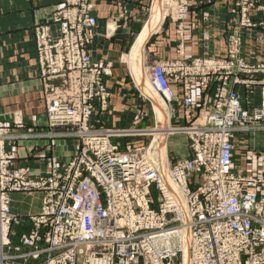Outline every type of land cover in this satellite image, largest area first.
Instances as JSON below:
<instances>
[{
    "label": "built area",
    "instance_id": "built-area-1",
    "mask_svg": "<svg viewBox=\"0 0 264 264\" xmlns=\"http://www.w3.org/2000/svg\"><path fill=\"white\" fill-rule=\"evenodd\" d=\"M91 11L65 0L33 27L49 136L77 138L81 147L61 165L50 160L33 174L10 166L1 140L10 137V127L0 123V264H175L178 255L179 264H264V167L252 174L233 168L236 145L247 143L245 137L260 135L264 145V64L251 66L229 51L223 60L152 68V87L166 105L178 102L170 79L214 86L201 121L183 130L188 157L165 175L151 144L111 142L134 133L153 137L151 129L136 130L144 114L126 131L92 122L96 109L107 110L111 65L94 61L87 49L97 24ZM254 83L261 86L260 106L249 113L232 86ZM180 102L189 115L188 89ZM256 153L252 147L245 156ZM16 190L39 196L37 214L12 212Z\"/></svg>",
    "mask_w": 264,
    "mask_h": 264
},
{
    "label": "crops",
    "instance_id": "crops-1",
    "mask_svg": "<svg viewBox=\"0 0 264 264\" xmlns=\"http://www.w3.org/2000/svg\"><path fill=\"white\" fill-rule=\"evenodd\" d=\"M61 2L62 0H0V122L9 124L18 134L29 133L40 137L31 142H21L20 146L12 148L14 153L21 156L19 166L29 165L36 171H43L39 160L22 159V155H26L22 152V146L33 144L38 146L36 151H41L46 143L43 138L48 133L45 126V95L39 78L33 27L43 14H48ZM233 2L234 0H188L189 15L183 23V29L178 30L174 23L165 20L145 43L148 60L146 67L166 61L190 65L194 59L225 58V42L232 24L230 9ZM259 2L263 4L264 0ZM140 8V3L136 0H100L96 4L94 14L97 24L89 44V52L94 61L103 60L111 65V76L106 79V88L111 97L107 111L102 116H94L92 122L96 127H101L103 121L107 130L132 128V112L139 105L140 96L133 93L136 90L127 79L122 63L130 37L132 34L137 35L145 26L138 20ZM242 57L248 64L264 61V33L259 29L246 30ZM169 85L178 96V102L169 105L176 119L175 124L185 127L196 119L200 122L209 107L206 100L214 92L213 84L203 85L185 78L178 81L170 79ZM185 89L189 90L192 98L189 115H185L180 102ZM232 89L240 94L242 107L249 113L260 106L258 86H232ZM95 118H100L101 123L97 124ZM14 122H22L23 128H15ZM142 125L143 122L140 126ZM130 138L132 137L124 140V143H118L115 140L119 138H113L112 142L120 147L128 144L136 146L138 139ZM244 139L247 143L236 145L233 168L248 174L262 172L264 153L258 154L264 151L261 136ZM252 147L257 153L248 158L245 154ZM74 149L76 145L71 140L56 139L53 142V152L58 158L65 157ZM169 150L172 151L174 160L187 158L188 138L185 145L177 141L170 143ZM20 195L18 192L11 194L13 211L19 216L37 214L40 201L36 198L38 205L30 211H21L15 206L16 201L21 203ZM19 229L25 231L22 227L17 228Z\"/></svg>",
    "mask_w": 264,
    "mask_h": 264
},
{
    "label": "rangeland",
    "instance_id": "rangeland-1",
    "mask_svg": "<svg viewBox=\"0 0 264 264\" xmlns=\"http://www.w3.org/2000/svg\"><path fill=\"white\" fill-rule=\"evenodd\" d=\"M98 1H100V0H84V1L78 0V3L91 6L92 15L95 17L94 12H95L96 4ZM136 1H137V3H140V7H141L140 13L138 16V20H139V22H142V24L144 23L143 25H145V23L149 17V13H150L149 10L152 8L153 0H136ZM61 3H65V0H62ZM61 3H59V4H61ZM134 3H135V1H134ZM59 4H57V5H59ZM184 8L187 10L186 16H184ZM162 9H163L162 13H164L162 23L165 20H170L172 23H174L176 25L178 30H182L183 29V23L189 15L188 0H162ZM252 12H255V13L252 14ZM257 15H259V16L257 17ZM230 16H231V23L232 24H231V28H230L229 32L227 33V36H226V42H225V55L226 56H225V58L227 57V54H229V51H237V52H239V56L243 59L242 52H243V48H244V35H245L246 30H248V29H250V30L259 29L261 32L264 33V3L262 4L261 2H259V0H246V2H245V0H234L233 6L230 9ZM96 22H97V20H96ZM49 24L51 25V30L53 31V34H56L55 27L52 25L53 23L50 22ZM93 35H94V31H93ZM137 35L132 34V36L130 37L129 44L127 46V51H126V53H124L122 67L126 71L127 79H129L131 81L132 85L135 88L134 90H136V91H133V93L140 96L138 99L140 101V103L138 102L139 105L134 109V112H132L133 116L135 117L138 113H142L145 115L144 119L141 121V123L143 122L142 127L139 125V127H137L136 130L137 129L138 130H144V129L150 130L151 129L154 131V136L149 137V138H147V137L146 138L145 137H135V135H137V134L134 133V134H132L134 137H132L130 139H132V140L138 139L139 142H137V145L135 147H139V146L148 147L151 144L152 149L150 150V152L154 149L152 151V154L156 158V161H157L158 165L160 166L159 168L161 169L162 172L166 171L165 173H167L168 168L173 163H175L176 161L179 160V159L174 160V156L172 154V151L169 150V145H170V143H172L174 141L175 142L177 141V142L185 145V143L187 141V137L185 134H183L184 133L183 130H184V128H188L189 125L182 127V126H177L175 124L176 119H174L173 112L170 109L169 105H165L162 102V99L159 97V95L156 93V91L152 87L151 70H152V68L157 66L159 63L156 65L153 63L149 68L146 67L147 66L146 61H148V60H147V53H146L144 46H145V43L147 42V40L149 39V37L152 35L151 34L143 46V61H142V65H143L142 68L143 69L142 70L144 73L142 72V74H143L142 78L144 79V81H142V82L146 84V87H147L146 89H148V92L150 91V94H149L150 97H152V98L155 97L156 99L158 98L159 99L158 102L160 101L159 104L162 106V108L169 112V121H168L169 125L166 128L167 134H166L165 139L163 141H161V143H164V146H165V151H164L165 155L164 156L167 159V160L165 159V161H166L165 163H167L166 166L168 165L166 167V170L165 169L163 170V167H161V166H162V163L164 161L163 162L160 161V159H159L160 157H159L158 152H157L159 142H160V141L159 142H157V141L159 139H161V137H159L157 135V132H156V131H158V129H160V131H158V133L159 132L164 133V131L161 130V129H163V127H161V126L158 127L159 125L157 124V121L155 118L156 114H155V111L153 109V105L151 104V101L149 100V96H147V94H146L147 91L146 92L143 91L141 88L142 85L140 84V86H139V83L135 82L131 73L129 72L130 70L128 69L129 68L128 62H127L128 61V55L131 51V47H132ZM87 49L89 51V45H88ZM225 58H216V59L223 60ZM166 62L171 63V62H176V61H166ZM244 62H245V60H244ZM261 64H264V61L258 62V63H251L249 65L258 66ZM259 78L264 80V76H259ZM139 80H141V78ZM250 82H257V81L254 79H251ZM250 86L251 87L258 86L261 89V86L258 83H254ZM243 87H245V86H243ZM144 90H145V88H144ZM43 94L45 95L44 87H43ZM110 97H111V95H110ZM107 109H108V107H107ZM257 109H259V107L256 108L255 110H257ZM44 110H45V117H46V99H45ZM255 110H253V111H255ZM95 112L96 113L94 114V116H97V117L102 116V114L105 113V112H102V114H100L99 109H96ZM95 119H96V121L98 120L99 123H101L100 118H95ZM0 123H5V122H0ZM15 123L16 122H14V124H13L14 127H15ZM21 124H22L21 128H23V123L21 122ZM45 126H46V124H45ZM9 127H10V131L6 132V133H8V136H10V137L6 138L3 136L1 138V140L3 141V148H4L5 152L7 153V155L12 157L9 160L10 166L14 167V168H17V167L28 168L29 171H31L33 174H35L36 169H33L29 165L28 166H19L18 165V162L21 160V156L14 153L12 148H17V146H20L19 144L21 142H26V141L31 142L37 137L34 135H31L29 133L28 134H18L17 132L12 130L13 129L12 126L9 125ZM15 128H17V127H15ZM21 128H17V129H21ZM102 128L106 129L103 125V121H102ZM47 130H48V133L46 136L47 138L43 136L44 137L43 139L46 140V143L43 145V149L41 151H36L38 146H35L33 144L27 145V146H22L23 147L22 149L24 150L22 152H25V154H26L24 156L22 155V157H23L22 159H32V160L36 159V161L39 160V162H41L43 165L42 166L43 171L46 170V168H45L46 164L49 163L50 160L54 164L61 165L62 163L66 162L70 158H72L74 156L73 155L74 153L80 152L79 149L81 147V142H80L81 140H79L77 138H64V140H71L73 142V145H76V149H74L72 152L68 153V155H66L65 157L58 158L54 155V152H53V142L56 139H63V138H51L49 136V134L51 133V130L48 128H47ZM126 130H131V128L126 129ZM126 130H122V131H126ZM168 134L171 135L172 137L171 136L168 137L167 136ZM128 138L129 137L123 136V137L119 138V140H115V141L118 143L119 142L124 143V140H127ZM37 139H40V137H38ZM112 139H111V142H112ZM115 139H117V138H115ZM156 146H157V148H156ZM10 150H12V151H10ZM33 157H35V158H33ZM164 172H163V174H165ZM14 192H18L21 194L20 195V197L22 198L21 203H19L18 201L15 202V206L17 208H19L21 211H30L32 209V207H34V208L37 207V205H38L37 201L38 200L40 201V198L37 194H28V193L21 192L18 190L14 191ZM14 192H12V193H14ZM10 197H11V195H10ZM35 198L37 199V201L35 200ZM12 206H13V202L11 199V210L14 214H16L13 211ZM22 228H24V227H22ZM17 232L20 233L22 231H20V229H19V230H17ZM179 259H180V256L178 255L176 258L173 259V262L175 264H179Z\"/></svg>",
    "mask_w": 264,
    "mask_h": 264
},
{
    "label": "bare ground",
    "instance_id": "bare-ground-1",
    "mask_svg": "<svg viewBox=\"0 0 264 264\" xmlns=\"http://www.w3.org/2000/svg\"><path fill=\"white\" fill-rule=\"evenodd\" d=\"M162 0H153V3H152V8L149 10L150 13H149V17H148V20L146 21L145 23V26L143 28V30L140 32L139 35H137L132 47H131V51L128 55V66H129V72L131 73L133 79L135 80V82L139 83V86L140 84L142 85V90L143 91H147L146 94L147 96H149V100L151 101V104L153 105V109L155 111V114H156V121H157V124L159 125L158 127H163V129H161L162 131H164V133H161L158 131H160V129H158L157 132V135L159 137H161V139H159L157 142H159V146H158V155H159V159L160 161H164L162 163V166L163 167V170L165 169L166 170V164L165 163V146H164V143H161V141H163L166 137V134H167V131H166V128L167 126L169 125L168 124V121H169V112L164 110L162 108V106L159 104L158 102V98L156 99L155 97L152 98L150 97V91L148 92V89H146V84L143 83L142 81H144V79L142 78V72H143V65H142V61H143V46H144V43L146 42V40L148 39V37L153 34L160 26L162 20H163V14L162 13ZM127 60V59H126ZM144 73V72H143ZM135 77V78H134ZM141 78V80H139ZM145 88V90H144ZM161 123V124H160ZM157 130V129H156ZM161 134V135H160ZM156 135V136H157ZM157 136V137H158ZM163 137V138H162ZM157 148V146H156ZM157 155V156H158ZM155 158V157H154ZM156 160V158H155ZM167 160V159H166ZM164 172V171H163ZM166 172V171H165ZM164 172V173H165ZM166 174V173H165Z\"/></svg>",
    "mask_w": 264,
    "mask_h": 264
}]
</instances>
